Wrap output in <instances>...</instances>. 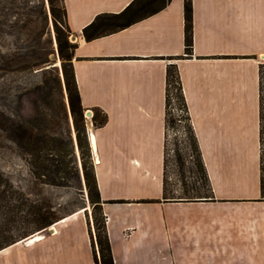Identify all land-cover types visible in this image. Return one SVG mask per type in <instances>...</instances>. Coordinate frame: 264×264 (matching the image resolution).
Wrapping results in <instances>:
<instances>
[{"label": "crops", "instance_id": "0c3cea01", "mask_svg": "<svg viewBox=\"0 0 264 264\" xmlns=\"http://www.w3.org/2000/svg\"><path fill=\"white\" fill-rule=\"evenodd\" d=\"M132 1L63 0L78 43L72 62L82 105L108 116L88 135L96 138L91 153L115 264H264V0H192L190 56L183 0L85 40L82 29L98 14ZM168 64L179 72L211 197L164 189ZM80 210L58 220L69 223L54 233L65 235L64 247L44 246L43 264H94ZM18 244L0 250V264H36L35 251L18 253ZM155 251H169L168 261L153 259Z\"/></svg>", "mask_w": 264, "mask_h": 264}, {"label": "rangeland", "instance_id": "374dc122", "mask_svg": "<svg viewBox=\"0 0 264 264\" xmlns=\"http://www.w3.org/2000/svg\"><path fill=\"white\" fill-rule=\"evenodd\" d=\"M43 2L48 8L47 0H0V50L3 54L0 55V230L2 232H0V242L25 232V235L18 240L21 242L14 247L15 251L23 254L28 253L23 250L35 251L36 264H43L41 260L46 257L44 246H47L51 252H58L59 248L64 247L62 243L65 242L66 237L64 238V234L60 236L54 234V231L50 232L51 225L40 232L27 233L34 226L33 220L26 217L30 215L33 206H50L61 217L83 209L78 218L86 224L90 245V231L95 234L93 206L82 177L77 132L69 112L66 92L63 89V95L57 91L54 97L47 96L40 84L43 78H50V74L40 69H27L21 64V60L28 57L23 53L30 50L32 44L34 45L36 32L43 25L42 16L38 12ZM13 24L16 28L11 26ZM50 38L51 45L56 48L51 21L41 36L40 52L44 53L50 49L51 45L48 43ZM12 49L17 50L24 58L20 60L18 57L11 61L6 54ZM51 58L54 56L51 55ZM52 65H57L60 71L58 58L52 61ZM171 98V102L175 101L174 95ZM92 109L86 108L83 113L86 135L88 127L93 126L91 116H86V111L90 110L93 113ZM168 112L169 118L174 122L170 123L166 131L167 188L171 195L179 196L182 193L181 184L185 182L190 188L191 184L197 181V172L194 158L189 151L183 112L175 105L169 106ZM20 125L24 130L33 133L55 135L61 139L70 138L76 152L81 180L78 182L70 179L67 186H55L44 184L34 177L25 159V151L15 142V130ZM178 156L184 163L183 171L179 170ZM92 163L94 164L93 161ZM67 224L69 223L57 225V231L60 233ZM35 233L41 234L43 239L27 244V238ZM153 253V259L168 261L166 255L168 256L169 251ZM141 254L144 255V252ZM54 257L59 261L67 258L61 254ZM82 258L85 260L90 258L86 250Z\"/></svg>", "mask_w": 264, "mask_h": 264}, {"label": "trees", "instance_id": "16d2710c", "mask_svg": "<svg viewBox=\"0 0 264 264\" xmlns=\"http://www.w3.org/2000/svg\"><path fill=\"white\" fill-rule=\"evenodd\" d=\"M171 0H133L127 7L119 13H101L98 14L88 25L82 29V35L85 40L90 41L100 36H104L122 29L131 23L148 17L163 9ZM48 8L44 2L40 5L38 12L42 16L43 25L36 32L35 43L32 44L30 50L25 53L28 57L24 58L17 50H10L6 56L21 60L22 66L27 69H40V71L48 72L50 78L42 79L40 87L45 90L47 96L55 95L58 91L63 95V89L66 92L68 108L73 117L75 129L77 132V144L81 161L82 177L88 189L89 200L93 206L94 229L95 234L90 231L92 259L94 264H115L111 249L109 234L107 231V216L103 212L102 199L97 186L94 164L92 163V153L88 134L86 135V124L83 117L86 109L81 102V96L77 86L75 72L73 67V58L78 43L71 39L73 32L67 21V12L63 0H47ZM184 2V53L190 56L193 51V7L192 0H183ZM51 21L56 48L52 44V40L48 41L51 47L46 52H40L42 48L40 39L48 28ZM16 28V25H11ZM30 47V44H29ZM22 53V52H21ZM2 54L0 50V55ZM3 55V54H2ZM51 55L54 58H51ZM182 56L176 57L181 58ZM58 58L60 60V71L57 65H52V61ZM10 61V62H11ZM8 63L6 62L5 65ZM175 96L179 108L183 112V121L185 122V130L187 133L188 146L190 153L194 158L196 167V179L194 184L189 188L185 182L181 184L183 193L189 194L190 197H211L212 189L205 171L201 153L197 144L196 137L190 124L185 97L182 90L181 80L176 64H168L166 68V126L174 121L169 118L168 108L171 104V96ZM261 99L264 100V69L261 67ZM91 121L94 128L102 127L106 124L108 116L99 107H93ZM67 117V112H65ZM15 142L25 151V159L29 169L34 177L44 184L55 186H67L70 179L76 181L81 180L80 168L76 157V152L72 140L70 138L61 139L55 135L33 133L23 129V126H17L15 130ZM261 138L264 145V119L262 121ZM179 162V170L183 171V161L180 156L177 157ZM167 161L164 157V189L167 188L166 178ZM262 176L261 189L264 193V148L262 156ZM124 202L125 200H113ZM143 202L156 201L155 199L139 200ZM30 215L26 216L33 220L34 226L27 233H34L45 229L58 220L64 218L59 216L52 208L45 206L32 207ZM1 232V230H0ZM2 233V232H1ZM24 233L17 234L0 242V249L17 242Z\"/></svg>", "mask_w": 264, "mask_h": 264}, {"label": "bare ground", "instance_id": "6f19581e", "mask_svg": "<svg viewBox=\"0 0 264 264\" xmlns=\"http://www.w3.org/2000/svg\"><path fill=\"white\" fill-rule=\"evenodd\" d=\"M90 140H91V142H92V147L95 149V147H96V138H95V136H94L93 133L90 134ZM97 159H98V158H97ZM81 211H82V209H81L79 212H81ZM60 220H61V219H60ZM60 220H59V221H60ZM59 221L53 223V224L50 226V228H53L54 233H57L56 224H58ZM42 238H43V236H42L41 234H39V233H35V234L29 236V237L27 238V241H26V242L32 244V243H34V242H36V241H38V240H41ZM20 242H21V241L15 242V244H16V243L18 244V243H20Z\"/></svg>", "mask_w": 264, "mask_h": 264}, {"label": "water", "instance_id": "95a60500", "mask_svg": "<svg viewBox=\"0 0 264 264\" xmlns=\"http://www.w3.org/2000/svg\"><path fill=\"white\" fill-rule=\"evenodd\" d=\"M76 38L75 35H71V39L74 40ZM86 116H92V111L90 110H87L86 111ZM88 133H89V130H88ZM88 138H89V135H88ZM50 232H53V228H49ZM41 230H39L38 232H40Z\"/></svg>", "mask_w": 264, "mask_h": 264}]
</instances>
